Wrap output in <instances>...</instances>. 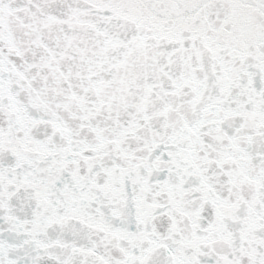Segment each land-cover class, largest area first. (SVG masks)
<instances>
[{
	"label": "snow or ice",
	"instance_id": "1",
	"mask_svg": "<svg viewBox=\"0 0 264 264\" xmlns=\"http://www.w3.org/2000/svg\"><path fill=\"white\" fill-rule=\"evenodd\" d=\"M0 264H264V0H0Z\"/></svg>",
	"mask_w": 264,
	"mask_h": 264
}]
</instances>
